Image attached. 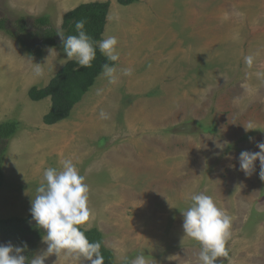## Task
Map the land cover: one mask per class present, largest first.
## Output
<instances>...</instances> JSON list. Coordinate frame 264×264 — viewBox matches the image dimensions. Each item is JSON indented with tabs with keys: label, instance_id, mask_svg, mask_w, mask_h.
<instances>
[{
	"label": "rangeland",
	"instance_id": "374dc122",
	"mask_svg": "<svg viewBox=\"0 0 264 264\" xmlns=\"http://www.w3.org/2000/svg\"><path fill=\"white\" fill-rule=\"evenodd\" d=\"M107 1L101 40L118 41L116 82L102 73L54 125L42 122L50 100L31 101L28 91L46 87L69 60L50 47L33 55L0 31V122L20 124L0 151V220L27 219L44 170H59V158L71 159L89 187L91 214L81 227L100 231L115 264H129L141 253L149 264L198 260L201 245L185 236L181 211L199 193L231 217L227 255L216 264H264L259 161L250 176L238 163L241 151H259L257 143L264 142V0H137L128 6L115 0H0V20L16 33L22 19L31 26L46 14L61 30L63 16L78 4ZM124 68L132 74L123 75ZM249 123L254 129L246 131ZM60 129L68 142L56 144ZM120 146L130 152L122 156ZM155 187L164 198L143 201L141 193ZM239 196L249 202L245 211H239ZM33 225L31 219L25 226ZM46 247L41 239L34 254ZM45 264L80 262L72 254H53Z\"/></svg>",
	"mask_w": 264,
	"mask_h": 264
},
{
	"label": "clouds",
	"instance_id": "9594fccd",
	"mask_svg": "<svg viewBox=\"0 0 264 264\" xmlns=\"http://www.w3.org/2000/svg\"><path fill=\"white\" fill-rule=\"evenodd\" d=\"M86 23L85 19L75 22V35L65 36L62 32L58 34L66 58L68 60L75 58L80 67H91L98 47L108 61H118L116 37L108 36L94 47L92 38L85 31ZM51 50L49 49L50 52ZM245 62L251 66L253 57H245ZM41 71L37 63L34 72L39 76ZM116 72L115 66L108 63L103 65V75L110 83L116 82ZM122 74L130 76L132 69L124 68ZM100 117L108 118L103 111ZM253 129L251 123L245 127L246 131ZM256 147L259 151H241L238 158L239 170L250 176L255 170L256 161H259V178L264 181V142L257 143ZM36 192L35 198L31 199L30 215L36 226L44 230L42 242L47 247L44 251L29 257L24 254L27 250L26 243L23 246L13 245L11 242L0 244V264H45L46 259L53 254L58 257L61 254H72L80 264L83 261L104 264V257L100 251L101 244L90 242L80 229V226L90 219L89 187L73 161L64 159L59 170L55 167L45 169L43 183ZM191 201V206L181 211L185 236L198 241L201 245L198 264H216L218 258L227 255L225 242L230 234L231 217L221 211L209 195L193 194ZM129 264L149 262L141 253L131 259Z\"/></svg>",
	"mask_w": 264,
	"mask_h": 264
},
{
	"label": "trees",
	"instance_id": "16d2710c",
	"mask_svg": "<svg viewBox=\"0 0 264 264\" xmlns=\"http://www.w3.org/2000/svg\"><path fill=\"white\" fill-rule=\"evenodd\" d=\"M121 6H128L135 3L137 0H115ZM110 2H92L83 3L67 12L62 18L61 30H56L50 25L48 15H42L33 19V24L30 26L25 20L18 23L16 33L9 31L6 22L0 20V31L6 32L13 40L18 42L22 48H26L27 52L33 55H41L42 49L45 47L55 48L63 52L59 33H64L65 36L75 35V22L80 19H85V31L92 38L93 45L96 47L101 40V36L106 24V18ZM31 27V29H29ZM26 40L37 42L40 45L38 48L32 49ZM108 63L113 66V62L108 61L102 55L99 48L96 47V57L92 61L91 67H80L75 58L69 60L50 80L44 88L31 87L28 91V97L31 101H41L49 98L50 108L47 114L43 116L42 122L45 125H54L66 119L72 108L78 103L87 91L94 85L96 79L103 73V65ZM20 124L15 121L0 122V151L7 147L8 142L18 133ZM2 155V154H1ZM2 160H0L1 167ZM2 174L0 171V185L2 184ZM31 215L27 219L11 218L0 220V241H11L13 245L23 246L27 244L25 255L31 257L37 243L42 239L44 230L33 225L26 227V223L31 220ZM81 231H84L90 242H99L101 244V254L104 257V264H115L112 253L103 246L102 234L97 228L85 230L80 226Z\"/></svg>",
	"mask_w": 264,
	"mask_h": 264
},
{
	"label": "crops",
	"instance_id": "0c3cea01",
	"mask_svg": "<svg viewBox=\"0 0 264 264\" xmlns=\"http://www.w3.org/2000/svg\"><path fill=\"white\" fill-rule=\"evenodd\" d=\"M81 4H83V3H81ZM78 5H80V4H78ZM77 5V6H78ZM76 7V6H75ZM74 8V7H73ZM78 120V119H77ZM81 120V119H80ZM76 124V123H75ZM72 126H74L73 124H72ZM76 126V125H75ZM74 126V127H75ZM72 132V131H71ZM67 134V135H66ZM45 136H46V133H45ZM68 133H66V132H64V130H62V129H60L58 132H57V136H56V138H55V142H56V144L57 143H59V142H61V143H63V142H68L67 141V139H68ZM70 139V138H69ZM119 150H120V153L122 154V156L123 155H126V154H128L127 152H130V151H128V149H124V146H120L119 148H118ZM64 160V158L63 159H60L59 158V161H63ZM147 184V183H146ZM158 189H160V186H159V188ZM160 190H162V189H160ZM146 191H147V189H146ZM145 191V194H144V191L141 193L142 195H143V198H145L143 201H146V200H149V198H152V199H150V200H152V201H158V200H161V199H163L164 198V196L166 195V193H165V195H163L162 196V198L159 196V194H160V191L159 190H157V187H155V189H152V192L151 193H147ZM163 191V190H162ZM135 195V194H134ZM155 195H157V196H155ZM145 196V197H144ZM155 196V197H154ZM189 196V195H188ZM187 196V197H188ZM132 197V199H133V196H131ZM137 200H139V197H138V199ZM185 200V199H184ZM248 207H249V202H248V200L247 199H245V198H243V197H241V196H239L238 197V208H239V211L241 212V211H245L246 210V208L248 209ZM177 215L178 216H181L180 214H178L177 213ZM198 262V260H194V259H192L191 260V263L190 264H196V263ZM255 263H260V264H263V262H261L260 260H255L254 261Z\"/></svg>",
	"mask_w": 264,
	"mask_h": 264
}]
</instances>
